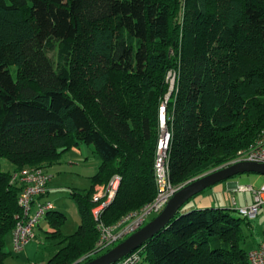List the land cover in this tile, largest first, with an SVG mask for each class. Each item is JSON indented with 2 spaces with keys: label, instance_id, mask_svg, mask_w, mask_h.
I'll return each mask as SVG.
<instances>
[{
  "label": "trees",
  "instance_id": "1",
  "mask_svg": "<svg viewBox=\"0 0 264 264\" xmlns=\"http://www.w3.org/2000/svg\"><path fill=\"white\" fill-rule=\"evenodd\" d=\"M169 70L177 71L167 126L178 186L220 168L264 129V0H0V158L13 166L0 168V264L21 213L12 172L47 168L80 144H91L100 163L88 189L70 190L80 223L44 264H80L111 248L95 250L93 188L121 176L100 217L107 225L155 197ZM188 201L135 250L141 260L250 264L241 247L248 218ZM45 218L61 237L66 216Z\"/></svg>",
  "mask_w": 264,
  "mask_h": 264
},
{
  "label": "built area",
  "instance_id": "2",
  "mask_svg": "<svg viewBox=\"0 0 264 264\" xmlns=\"http://www.w3.org/2000/svg\"><path fill=\"white\" fill-rule=\"evenodd\" d=\"M168 89L158 105L159 137L154 156V180L156 186L155 197L136 210L124 214L113 224H105L101 219L103 210L114 199L121 182V176L114 174L108 185L96 186L92 199L96 203L92 214L97 220L98 238L95 250L100 251L111 247L117 241L123 240L144 225L149 216L158 214L165 206L169 198L177 188L173 187L169 171V147L171 129L167 121L172 118L167 110L170 100H173L177 92V71L169 70L166 75ZM241 161H253L264 164V129L259 133L255 141L248 147L237 151L236 155L220 167ZM51 174L41 166H25L12 172L11 182H18L20 190L17 202L21 213L17 216L14 228L11 232L12 251L18 252L35 237V228L46 214L53 209L50 200L45 199L48 192V183ZM238 190L251 194V202L243 207H237L236 211L247 217L254 218L258 209L264 204V183L259 187L253 185L238 186ZM93 255L89 253L88 255ZM86 256L80 258L83 260ZM141 256L138 251H132L113 264H139ZM250 264H264V239L256 247L248 252Z\"/></svg>",
  "mask_w": 264,
  "mask_h": 264
},
{
  "label": "rangeland",
  "instance_id": "3",
  "mask_svg": "<svg viewBox=\"0 0 264 264\" xmlns=\"http://www.w3.org/2000/svg\"><path fill=\"white\" fill-rule=\"evenodd\" d=\"M214 1L216 2V0ZM221 4L222 3H217V10L220 8ZM54 54L55 53H53L52 50L49 51L50 56H53ZM92 151L93 146L91 144H80L78 147H73L64 152L59 161L48 166V171L53 175L54 183L53 189L50 190L48 197L53 207L64 213L66 216L65 222L61 227V232L64 235L72 234L80 223V217L76 205L69 196L70 190L88 189L90 186L89 178L95 173L97 165L100 163L99 156ZM0 168L5 171H12L13 166L6 159L0 158ZM229 180L231 182H237L238 186L253 185L259 187L264 183V175L255 172H243L230 177ZM107 183L96 184L93 188V193L96 186L104 185V187H106L108 185ZM183 185L184 184L178 186L173 185V187L178 189ZM234 194L239 195L242 193L235 192ZM187 204L188 203L185 205ZM237 207L243 206L239 204ZM233 208L235 207L233 206ZM154 216H156V214L149 216L144 224ZM247 220L248 224L242 225L245 240L242 242L241 247L244 251L249 252L264 239V204L260 206L258 214L254 218H248ZM59 240L60 239L55 237H49V234H46L44 231L35 229V237L26 244L22 250L13 252L11 233H9L5 237L4 249L11 253L6 257L4 262L5 264H44L45 261L60 248L61 245L58 243ZM120 241H117L115 244ZM78 261L81 260L78 259ZM140 264H147L146 260L142 259Z\"/></svg>",
  "mask_w": 264,
  "mask_h": 264
},
{
  "label": "water",
  "instance_id": "4",
  "mask_svg": "<svg viewBox=\"0 0 264 264\" xmlns=\"http://www.w3.org/2000/svg\"><path fill=\"white\" fill-rule=\"evenodd\" d=\"M243 172H255L264 175V164L253 161L236 162L191 179L178 188L162 210L146 224L105 252L80 264H113L117 262L163 229L187 200L206 188Z\"/></svg>",
  "mask_w": 264,
  "mask_h": 264
},
{
  "label": "crops",
  "instance_id": "5",
  "mask_svg": "<svg viewBox=\"0 0 264 264\" xmlns=\"http://www.w3.org/2000/svg\"><path fill=\"white\" fill-rule=\"evenodd\" d=\"M97 167H98V165H97ZM46 170L48 171V167L46 168ZM53 185H54L53 175L51 174V179L48 183V192L45 195V199L49 200L48 196H49L50 190L53 189ZM237 187H238V183L237 182H231L229 179H227L223 182L216 183L213 186L207 188V190L205 189L202 192H200L197 195L190 198L189 201L187 202L188 204L185 207L197 208V207L214 206V207H229V208H231L235 205L238 206L239 204H241V206L249 204L251 202V194L248 192L240 191V190H238ZM207 191H209V192H207ZM235 192H239L242 194L244 193V194L243 195L242 194L235 195L234 194ZM234 203H235V205H234ZM76 209H77V207H76ZM52 210L59 211L58 209H55L54 207ZM62 225L59 227L61 237H56L58 239H61L63 236H67L61 232ZM35 229L44 231L46 234H49V237H52L51 233L54 232V230H55V229H53V227L50 226V224H48V221L45 217L40 220V222L37 224Z\"/></svg>",
  "mask_w": 264,
  "mask_h": 264
},
{
  "label": "bare ground",
  "instance_id": "6",
  "mask_svg": "<svg viewBox=\"0 0 264 264\" xmlns=\"http://www.w3.org/2000/svg\"><path fill=\"white\" fill-rule=\"evenodd\" d=\"M119 261V260H118Z\"/></svg>",
  "mask_w": 264,
  "mask_h": 264
}]
</instances>
